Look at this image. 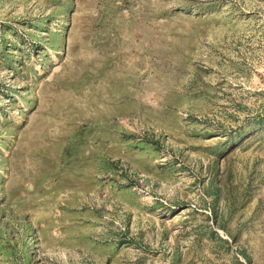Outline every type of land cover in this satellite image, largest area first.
Returning a JSON list of instances; mask_svg holds the SVG:
<instances>
[{"label": "rangeland", "instance_id": "1", "mask_svg": "<svg viewBox=\"0 0 264 264\" xmlns=\"http://www.w3.org/2000/svg\"><path fill=\"white\" fill-rule=\"evenodd\" d=\"M0 264H264V0H0Z\"/></svg>", "mask_w": 264, "mask_h": 264}]
</instances>
